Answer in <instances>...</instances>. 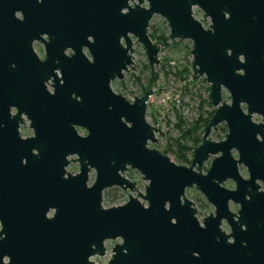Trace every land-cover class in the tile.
I'll list each match as a JSON object with an SVG mask.
<instances>
[{
  "label": "water",
  "instance_id": "1",
  "mask_svg": "<svg viewBox=\"0 0 264 264\" xmlns=\"http://www.w3.org/2000/svg\"><path fill=\"white\" fill-rule=\"evenodd\" d=\"M96 1L0 0V220L41 221L16 236L7 227L0 264H94L93 257L105 255V242L117 239L107 264H264V0H241L228 20L216 5L203 7L212 21L207 30L188 9L183 15L161 12L152 1L147 9L140 0ZM155 14L167 22L171 41L192 40V81L204 77L215 108L189 167L148 146L163 137L146 122L153 90L130 102L110 87L134 69L132 39L143 46L150 69L159 64L161 44L147 33ZM34 42L44 46L43 61ZM68 47L70 57L63 54ZM58 67L64 85L49 94L44 81ZM253 114L259 123H252ZM23 119L35 135L26 141L41 156L59 155L63 164L76 155L79 174L64 180L61 167L46 173L42 165L22 166ZM220 123L227 126L225 140H207ZM128 168L146 182L143 193L125 177ZM90 169L95 176L88 185ZM226 180L234 189L221 187ZM192 186L214 208L202 226L185 196ZM113 187L135 196L105 208L103 191ZM47 201L58 204L55 220L44 218L40 206ZM229 201L240 205L237 214L229 212ZM222 219L229 234L219 229Z\"/></svg>",
  "mask_w": 264,
  "mask_h": 264
},
{
  "label": "rangeland",
  "instance_id": "2",
  "mask_svg": "<svg viewBox=\"0 0 264 264\" xmlns=\"http://www.w3.org/2000/svg\"><path fill=\"white\" fill-rule=\"evenodd\" d=\"M147 33L153 43L161 44L158 55L159 64L150 69L143 46L132 39L134 69L124 73L123 79L114 81L111 87L115 93L128 101L136 96H141L143 89L148 86L154 91L147 104L146 122L159 129L163 133V137L157 136V142L149 143L148 146L167 155L176 165L187 166V164H179L177 156L180 151L177 143H183L189 147L182 153L189 161L192 145L183 139V133L187 131L191 123H194L195 119L200 121L201 116H205L210 111V106L207 104L209 85L203 78L195 82L190 79L192 74L191 57L188 52L190 43L187 40L174 42L168 40L169 29L159 18L151 21ZM152 75L155 80L150 82ZM177 98L180 100L179 103L176 102ZM223 100L228 101L227 93L223 95ZM176 114L179 115L181 124L178 122ZM254 119L258 121L260 118L255 117ZM222 134L220 131L217 136L221 137ZM212 139H216L215 136ZM124 175L128 180L135 182L136 189L143 193L146 182L141 180V175L136 170L127 169ZM92 180L93 176H90V181ZM226 186L230 188L228 184ZM128 194L135 196V193H130L128 190L123 191L116 187L107 189L103 192L102 205L105 208L122 205L127 201ZM186 197L192 200L198 208L208 212V206H205L196 193L186 192ZM223 228L228 231L226 226ZM119 242L118 239L105 242V255L93 257L91 259L93 263L107 264L111 248Z\"/></svg>",
  "mask_w": 264,
  "mask_h": 264
},
{
  "label": "flooded vegetation",
  "instance_id": "3",
  "mask_svg": "<svg viewBox=\"0 0 264 264\" xmlns=\"http://www.w3.org/2000/svg\"><path fill=\"white\" fill-rule=\"evenodd\" d=\"M149 2L153 3L156 6V8L158 10H160L161 12H168V13L170 12V13H176V14H183L184 15L188 9V11L190 12L191 18L193 20L197 21L203 30H207L211 27L212 21H211L210 15H208L207 13H205L203 11V9H202L203 7L210 8L212 4L216 5L218 10H219V14L222 15L224 19L228 20L229 17L232 16V13L236 12L234 8L236 5H238V3L241 2V0H140V7L147 9L149 7ZM97 3L98 2L96 0H94L95 6L97 5ZM102 3H104V1H102ZM199 17H202L204 20L208 21V25L206 27L204 26L203 22H201L198 19ZM155 18H159L160 20L164 21L166 27L168 28V25H167V22L165 21V19H163L158 14H155L152 16V18L149 21L148 28L151 25V21ZM148 28H147V30H148ZM168 40H170L169 36H168ZM174 41H180V40H173L171 42H174ZM187 41L190 43V48H189L188 52H189V56L191 57V64H190L191 65V71H193V64H192L193 63V55H191V53H190L192 48H193V42L191 39H188ZM32 48H33V51L35 52V54L37 55L38 59L43 61L45 59V50H44L43 44H41L39 42H34L32 45ZM83 53H84L85 57L87 58V60L89 62H91V58L89 57L86 49H84V48H83ZM63 54L66 57H70L73 54V50L68 47V48L64 49ZM55 64L57 65L58 61H55ZM53 74H54L53 76H49L48 79L46 81H44V87L49 94H53L56 89H58L59 87L64 85V79H63V76L60 72V67L55 68L53 71ZM200 78L204 79V77H199L198 79H200ZM190 79L192 81V74L190 76ZM118 81H121V80H118ZM113 82L114 81H112L110 83V87H111V84ZM192 82H194V81H192ZM111 89H112V87H111ZM72 92H74V91H72ZM207 93L209 94V88H208ZM115 94H117V93H115ZM225 94H226V92L223 90L221 93L222 100H223V95H225ZM117 95H119V94H117ZM207 100H208L207 104L210 106V111L207 112L205 114V116L204 115L201 116V119H199L201 122L200 128L196 132L193 133V135L197 136L199 138V140H198V144L195 146H193V143L190 142L192 146H191L190 158H189V161L187 163V167H189L191 165L192 160H193V150L203 141L205 128L208 124L209 118L211 117V115L215 111V108H213L211 106V103L209 101V95H207ZM223 102H226V101L223 100ZM226 103L229 104V98H228V101ZM12 112L14 113V111H12ZM255 117H259V116L253 114L251 121H252V123L257 124L260 122L261 118L259 117L260 119L258 121H256L254 119ZM23 120H24V123L19 124V128H18L19 140L22 141L23 145L25 147H27L28 149L24 151L25 154L22 155V157H21L20 163L22 166L26 165L29 168L33 167V169L34 168L37 169V168H39L40 165H42V169H44V171L46 173H58L60 170V167H61L63 170L62 179H64V180L68 179V176L74 177L77 174H79L80 164L77 160L78 158L76 155L65 156L63 158V164H62V161H61V158L59 155L45 154L44 157L41 156L40 153L37 151V149H35V147H34L35 143L33 141H26L29 139H34L35 135H34L33 129L30 128V122H28L25 119H23ZM196 121H198V119H195L193 121L194 123H191V125L189 126L188 129H192L193 126H195ZM75 130L77 131L78 135H80V136L86 135L85 131L82 129L75 128ZM220 131H222L223 134L221 137H218L217 135ZM227 132H228V130H227L226 124L220 123L215 128L210 129L209 134H208L206 139L209 141H212L214 143H219V142H222L225 140ZM213 136H215L216 139H212ZM230 153L233 157L236 158V151L231 150ZM214 157L215 156L210 155L208 157V159L206 161H204L202 168H201V172L203 174H206V172L210 168V165H211ZM237 168H238V171H239V174L241 175V177L247 179L246 168L243 167L242 165H237ZM196 169L197 168L195 167L194 170H196ZM90 176H93L92 181H90ZM94 176H95L94 170L90 169L89 175H88V177H89L88 185H91L93 183ZM227 184L230 186V188H228L226 186ZM54 185H55V182H54ZM221 187H223L225 189L232 190V189H234L235 184L230 180H226L221 185ZM257 191L258 192L263 191V187H260ZM186 192L196 193L199 196V198L202 200V202H204L205 206L206 207L208 206V208H209L208 212L203 211L201 208H198L192 200H190L186 197L188 200H190L192 202L193 208L196 211L195 217H196L199 225L202 226L203 220L206 217H208L209 215L213 214L214 208L209 202H207L205 197L196 189L195 186H192V187L186 189L185 196H186ZM102 196H103V194H102ZM40 208L45 209L44 218L46 221L55 220L58 213H59L58 204L56 203V201H47L46 203H43L40 206ZM239 209H240L239 204H234L231 201L228 202L229 212H231L233 214H237ZM20 220L21 219H18V218H13L12 220H7V221L0 220V238H3L5 236L4 232L7 231L8 226L11 228L14 236H16V235L21 234L24 229H26L25 231H27L28 233H31V232H33V230L35 228H37L38 226L40 227V225H41V221L36 223L37 221L34 218H31L30 220L26 221V223H24ZM234 220H236L235 217H234ZM261 220H263V221H262L260 226L263 227L264 226V214L262 215ZM53 222H55V221H53ZM224 226H226L228 228V231L223 228ZM219 229L221 231H224L225 234L230 233L229 226L224 219H222L220 221ZM195 256H196V254H195ZM7 262L8 261L6 259H3V263H7Z\"/></svg>",
  "mask_w": 264,
  "mask_h": 264
},
{
  "label": "trees",
  "instance_id": "4",
  "mask_svg": "<svg viewBox=\"0 0 264 264\" xmlns=\"http://www.w3.org/2000/svg\"><path fill=\"white\" fill-rule=\"evenodd\" d=\"M162 39H164V38H162ZM150 73L152 74V72H150ZM154 80H155V78L152 75L150 82H153ZM149 89H150L149 86L144 88L142 93H144L145 91H147ZM176 117H177L178 122L181 124V120H180V117L178 114H176ZM200 123H201L200 121H196L195 126H193L192 129H187V131H184V133H183V139L186 142H189V143L192 142L193 146L198 144L199 138L197 136H194L193 133L196 132L200 128ZM177 147L180 151L179 155L177 156V159L179 160V164H185L186 165L188 163V161L182 153L184 150H187L189 147H187L186 144H183V143H181V144L177 143Z\"/></svg>",
  "mask_w": 264,
  "mask_h": 264
},
{
  "label": "built area",
  "instance_id": "5",
  "mask_svg": "<svg viewBox=\"0 0 264 264\" xmlns=\"http://www.w3.org/2000/svg\"><path fill=\"white\" fill-rule=\"evenodd\" d=\"M201 22H203V24H204V26L206 27L207 25H208V21L207 20H204L202 17H199L198 18ZM168 36H169V34H168ZM185 41V40H184ZM159 55V54H158ZM154 92V91H153ZM152 98V95L149 97V100ZM133 99H130L129 101L131 102ZM176 102L177 103H179L180 102V100L177 98V100H176ZM105 253H106V251H105Z\"/></svg>",
  "mask_w": 264,
  "mask_h": 264
}]
</instances>
